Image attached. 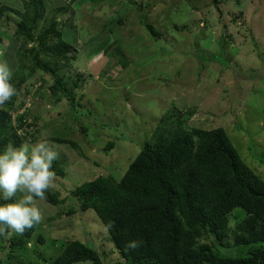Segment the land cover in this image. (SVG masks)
<instances>
[{"label": "rangeland", "instance_id": "rangeland-1", "mask_svg": "<svg viewBox=\"0 0 264 264\" xmlns=\"http://www.w3.org/2000/svg\"><path fill=\"white\" fill-rule=\"evenodd\" d=\"M12 2L21 5V0ZM7 14L0 17V63L6 61L12 74L19 65L12 49L18 46L13 39L17 19L12 15L8 21ZM62 18L63 38L76 49L66 75L73 80L80 75V88L74 89L79 106L73 110L65 98L57 101L43 74L44 82L27 83L29 94L26 86L16 93L11 111L13 117L29 111L36 132L24 143L56 145L66 173L52 186L61 205L37 199L43 219L20 264H48L71 240L94 243L103 264H118L92 210L72 216L63 211L75 208L71 191L83 182L107 175L120 180L160 118L173 110L177 115L191 109L186 129L224 128L244 162L264 180V0H77ZM146 23L161 36L152 37ZM108 44L113 46L104 55L99 48ZM115 45L127 64L115 55ZM54 137L70 139L78 148ZM234 213L244 216L238 208ZM245 251L221 250L232 257L246 256Z\"/></svg>", "mask_w": 264, "mask_h": 264}, {"label": "trees", "instance_id": "trees-1", "mask_svg": "<svg viewBox=\"0 0 264 264\" xmlns=\"http://www.w3.org/2000/svg\"><path fill=\"white\" fill-rule=\"evenodd\" d=\"M76 1L21 0L18 7L10 0L0 2V17L8 12V21L12 15L17 19L13 39L18 46L12 49L19 65L10 81L16 93L32 78L44 82V74L51 82L48 90L57 95V101L65 98L73 110L79 106L74 89L80 88V75L76 80L66 75L76 49L64 40L61 30L62 16ZM19 7L23 11H18ZM207 24L204 22V26ZM146 28L152 37L161 36L152 25L146 23ZM3 37L0 34V45ZM111 46L99 49L105 55ZM114 51L122 64H127L120 47L115 45ZM24 89L27 94V86ZM15 95L0 106V152L9 143L19 147L28 136L35 137L36 120L28 118L29 111L12 116ZM24 103L21 101L19 107ZM173 113L160 118L152 138L145 140L120 180L107 175L83 182L71 191L77 199L75 208L63 212L72 216L92 210L118 254V264H264V180L244 162L224 128L186 129L184 123L190 120L191 109ZM174 125L176 128H171ZM52 140L78 148L70 139ZM52 170L56 179L65 176L59 157ZM45 195L48 204L64 202L52 187ZM11 202L0 197V204ZM236 208L244 212L243 217L234 213ZM230 219L236 221L233 228ZM39 228L37 224L23 235L8 230L6 237L0 236V264H20L19 256ZM37 239L43 243L41 236ZM132 241L138 244L135 249L128 248ZM63 246L48 264H77L83 260L103 264L94 243L90 247L86 242L71 240ZM232 247H246V256L222 254L221 250Z\"/></svg>", "mask_w": 264, "mask_h": 264}, {"label": "clouds", "instance_id": "clouds-1", "mask_svg": "<svg viewBox=\"0 0 264 264\" xmlns=\"http://www.w3.org/2000/svg\"><path fill=\"white\" fill-rule=\"evenodd\" d=\"M11 81V70L7 62L0 63V106L15 94ZM56 145L48 141L34 144L9 143L0 152V236L6 237L8 230L23 235L39 224L43 217L36 206L37 199L46 200L45 193L55 184L56 173L53 162L58 158ZM17 193L21 195L17 198ZM137 242H129L128 248L135 249ZM77 264H92L90 260Z\"/></svg>", "mask_w": 264, "mask_h": 264}]
</instances>
